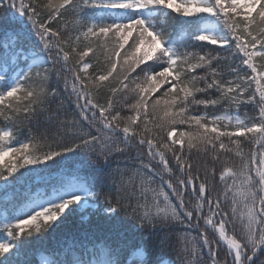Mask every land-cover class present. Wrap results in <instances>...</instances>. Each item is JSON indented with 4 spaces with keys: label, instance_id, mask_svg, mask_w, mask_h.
<instances>
[{
    "label": "snow or ice",
    "instance_id": "obj_1",
    "mask_svg": "<svg viewBox=\"0 0 264 264\" xmlns=\"http://www.w3.org/2000/svg\"><path fill=\"white\" fill-rule=\"evenodd\" d=\"M0 9V192L44 183L5 197L0 264L73 215L40 264H264V0Z\"/></svg>",
    "mask_w": 264,
    "mask_h": 264
},
{
    "label": "trees",
    "instance_id": "obj_2",
    "mask_svg": "<svg viewBox=\"0 0 264 264\" xmlns=\"http://www.w3.org/2000/svg\"><path fill=\"white\" fill-rule=\"evenodd\" d=\"M12 10H3L0 9V40L3 39L4 33L3 30L5 28H11L15 27V25H11L7 23L8 16ZM251 106H241V115L244 114L245 111H248L249 115H251L250 111ZM210 111H212L210 109ZM216 111H219L217 109ZM0 126H4V122L0 121ZM20 138H23V131H21L19 134ZM244 139V138H242ZM247 145V142H245ZM250 146L246 147L249 148ZM24 171V170H22ZM52 179H55V174L53 175ZM44 187L43 181L39 180L36 177H33L26 185H20L17 189L10 190L8 193L0 192V209L3 208L4 205V199L7 196L9 204L16 203L19 204L21 202L22 195L27 191L31 190L33 193L37 188ZM0 219H2V215H0ZM93 224H95L96 217L93 218ZM127 225H125V228ZM79 232H80V217L78 215H73L69 217V219L58 229H56L54 232L48 234L44 239L41 240H34L31 243L25 244L22 252L24 255V259L22 260L21 264H40V256L41 253L47 254L49 252L54 251L57 249V247L63 243L64 241L76 237L79 238ZM195 234V233H193ZM133 234L129 233V237L131 238ZM0 239H4L3 234H0ZM209 239H213L211 236ZM138 242V241H136ZM179 240L174 239L173 240V247L168 248L164 251H159L158 249H155L154 247L150 246L148 249V258L152 261H156L158 258H163L167 260H176V250L179 248ZM206 251V250H205ZM224 255L223 247L221 246L218 250V257ZM128 256V251L125 250L122 253L121 259H125ZM176 264H179L177 261Z\"/></svg>",
    "mask_w": 264,
    "mask_h": 264
}]
</instances>
